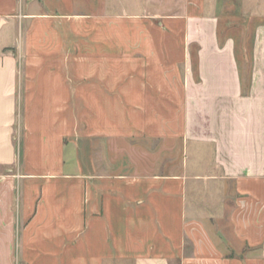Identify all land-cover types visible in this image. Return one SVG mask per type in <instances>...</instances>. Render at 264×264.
<instances>
[{"label": "crops", "instance_id": "0c3cea01", "mask_svg": "<svg viewBox=\"0 0 264 264\" xmlns=\"http://www.w3.org/2000/svg\"><path fill=\"white\" fill-rule=\"evenodd\" d=\"M230 1L0 0V264H264V23L244 94Z\"/></svg>", "mask_w": 264, "mask_h": 264}, {"label": "rangeland", "instance_id": "374dc122", "mask_svg": "<svg viewBox=\"0 0 264 264\" xmlns=\"http://www.w3.org/2000/svg\"><path fill=\"white\" fill-rule=\"evenodd\" d=\"M228 1V0H225ZM26 0H21V4L25 3ZM229 5L223 8H218L217 11L220 14L221 17V23H220V30L224 31V29L230 25L228 22H240L244 20L245 18L248 19V25H249V35L247 38V41L244 44H242V40L238 41V58L239 63L241 66V70L243 72L244 79L247 80L251 76L252 67H253V49H254V33L256 30V27L260 23H264V0H235V3L233 1L228 2ZM24 6L21 5V8ZM242 27L240 28H232L231 31L237 34L238 37H241L243 34ZM23 35V27L15 26L13 30L10 32H2L0 33V42L2 43H12L14 40L19 42L20 39H22ZM244 48H246V51H244ZM247 53V54H245ZM231 187V186H230ZM201 192V191H200ZM196 194V192L189 191L188 193V202H189V208H192L194 206L195 200L198 199V196H201V193ZM196 194V195H195ZM203 195V194H202ZM232 197H229V200H232ZM203 200L207 202L209 199L204 194ZM231 201H227V203H230ZM213 203V201H212ZM216 203V201H215ZM201 208H198L200 210ZM230 209V208H228ZM204 212H212L216 216L218 214V210L216 205L211 206L210 209L208 208L207 211L202 209Z\"/></svg>", "mask_w": 264, "mask_h": 264}, {"label": "trees", "instance_id": "16d2710c", "mask_svg": "<svg viewBox=\"0 0 264 264\" xmlns=\"http://www.w3.org/2000/svg\"><path fill=\"white\" fill-rule=\"evenodd\" d=\"M225 31H226V28L224 29V31L220 30V45L223 44V37H224ZM240 68H241V66H240ZM241 78H242L243 93L244 94H248V90H249V87H250L251 76L249 77V79L245 80L244 76H243V72L241 70Z\"/></svg>", "mask_w": 264, "mask_h": 264}]
</instances>
